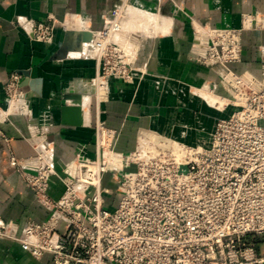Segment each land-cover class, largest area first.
<instances>
[{
  "label": "built area",
  "instance_id": "1",
  "mask_svg": "<svg viewBox=\"0 0 264 264\" xmlns=\"http://www.w3.org/2000/svg\"><path fill=\"white\" fill-rule=\"evenodd\" d=\"M117 18L114 9L111 19ZM242 30L243 26L206 31V53L198 62L214 70L219 67L218 81L233 108L216 119L205 148L172 145L147 132L138 135L132 151L118 153L113 147L117 132L98 120L94 156H87L81 144L74 170L64 178L54 166L49 125L36 122L26 108L32 81L12 71L2 87L5 106L0 105V123L12 115L28 118L33 160L18 158L12 138L2 131L0 137L9 164L50 213L45 220L27 221L22 227L0 219V237L19 243L36 259L49 255L51 264H264V85L248 87L231 68L241 61ZM108 32L106 22L94 34L106 37ZM28 33L48 41L52 25L39 22L30 25ZM261 52L264 75V47ZM96 54L101 77L130 78L132 65L114 41ZM216 86L212 84V89ZM34 126L37 131L32 132ZM104 150L118 155L119 166L108 164ZM105 174L120 191L113 208L105 206ZM53 176L65 186L57 199L48 193Z\"/></svg>",
  "mask_w": 264,
  "mask_h": 264
},
{
  "label": "crops",
  "instance_id": "2",
  "mask_svg": "<svg viewBox=\"0 0 264 264\" xmlns=\"http://www.w3.org/2000/svg\"><path fill=\"white\" fill-rule=\"evenodd\" d=\"M114 9L117 20L125 25L127 20H137L145 27L138 29L136 24L123 30L127 40L122 45L128 48L132 65L129 79L100 76L95 49L101 37L94 33L110 22ZM39 22L52 25L48 41H38L28 33V27ZM242 26L241 61L231 68L260 89L264 85V0H0V105L5 106L2 87L12 71L24 73L32 84L38 82V92L32 91L26 108L36 122L49 125L47 137L53 143L54 166L61 178L71 174L68 167L81 144L87 156H94L98 120L117 132L113 147L118 153L132 151L138 135L147 132L156 140L191 146L206 138L208 145L214 122L226 117L232 107L218 112L194 93L201 90L225 101L229 97L218 85L219 67L215 71L198 62L206 53L205 30ZM212 84H217L214 92ZM73 96L82 100L79 126L61 121V107L70 104ZM28 126V118L22 115L0 123V131L12 138L15 155L29 158L24 161L33 160L35 154L27 141ZM31 130L37 131L35 126ZM105 181L114 183L108 174L103 185ZM104 187L105 206L113 208L120 196L118 186L114 192ZM64 189L59 177H51L48 193L53 199ZM49 213L9 164L0 137V218L22 227L27 221L45 220ZM0 264H51V257L36 259L19 243L0 238Z\"/></svg>",
  "mask_w": 264,
  "mask_h": 264
},
{
  "label": "bare ground",
  "instance_id": "3",
  "mask_svg": "<svg viewBox=\"0 0 264 264\" xmlns=\"http://www.w3.org/2000/svg\"><path fill=\"white\" fill-rule=\"evenodd\" d=\"M123 9V8H122ZM118 12V11H117ZM115 22V23H114ZM135 22H138L137 20H135V21H131V20H127L126 21V24L127 25H125L124 23L125 22H121L120 20H117V19H115V20H112V19H110V22L108 23V27H109V32H108V34H107V36L106 37H101V40L99 41V48L100 47H102V46H104V45H107L108 43V41L109 40H111V39H118V38H122L123 39V41H122V39H121V41L122 42H120L121 44H126V40H127V36H124L123 35V30L127 27V26H130V28H136L137 26H138V29H142V24H138V23H135ZM139 22H143V21H139ZM145 23L147 24V21L145 20ZM145 23H143V24H145ZM137 24V26H135ZM143 28H145V27H143ZM206 31H208V32H211L210 30H209V27L205 30V33H206ZM206 35H207V33H206ZM137 37V36H136ZM118 40H116V42H117ZM115 42V43H116ZM119 47H121V49L126 53V55H128V48H126L125 46H120L119 44H118V42L116 43ZM80 49L81 48H79V50H78V52L80 51ZM76 52V51H75ZM211 91L212 92H214V89H212L211 88ZM38 92V82L36 81V82H33V94L35 95L36 93ZM194 93H196V95H198L199 97H201L202 99H203V101H204V104L208 107V108H213V109H216L218 112H222L223 111V107L222 106H224V99H221V98H219V97H216V96H214L213 94H210V93H205V92H202L201 90H194ZM21 97H24V94H22L21 95ZM21 97H19V98H17V100L19 101V100H21L22 98ZM228 98V102H227V104L228 105H230L232 108H233V106H232V100H231V98H230V96L229 97H227ZM17 100H15L16 102H17ZM14 102V101H13ZM15 102V103H16ZM206 121H204V124L206 125ZM211 136V135H210ZM205 140L206 141H202L201 143H198V144H196V145H194V146H192V147H197V148H205L207 145V139L205 138ZM169 141H171V144L172 145H178V144H181V145H189V144H185L184 142H182V141H176V140H174V141H172V140H169ZM193 141H195V138H194V140ZM206 143V144H205ZM203 144H205V145H203ZM189 146H191V145H189ZM174 148H179L178 146H176V147H174ZM102 156L105 158V160L108 162V164L110 165V164H113V163H115L117 166H119V162H118V155H115V154H110L109 152H107L106 150H104L102 153ZM68 169H69V171H73L74 170V163H73V161L69 164V167H68Z\"/></svg>",
  "mask_w": 264,
  "mask_h": 264
},
{
  "label": "water",
  "instance_id": "4",
  "mask_svg": "<svg viewBox=\"0 0 264 264\" xmlns=\"http://www.w3.org/2000/svg\"><path fill=\"white\" fill-rule=\"evenodd\" d=\"M68 39V36L67 38ZM65 52V51H64ZM65 56V55H63ZM62 56V57H63ZM24 81L23 84H26ZM81 97L73 96L71 103L68 105H63L61 107V121L63 124L79 126L82 123V113H81Z\"/></svg>",
  "mask_w": 264,
  "mask_h": 264
},
{
  "label": "rangeland",
  "instance_id": "5",
  "mask_svg": "<svg viewBox=\"0 0 264 264\" xmlns=\"http://www.w3.org/2000/svg\"><path fill=\"white\" fill-rule=\"evenodd\" d=\"M208 28V27H207ZM206 28V29H207ZM208 37V36H207ZM122 39V38H121ZM121 39L120 38H118V39H111L112 41H114V42H116V40H118L117 42H118V44L120 45V46H123L120 42H122L123 41V39H122V41H121ZM111 40H109L107 43H110V41ZM116 42V43H117ZM99 42H98V45H97V47H96V49H95V52L99 49ZM94 52V53H95ZM97 55V54H96ZM95 56V55H94ZM127 59L129 60V52H128V55H127ZM261 59L263 60V55H262V52H261ZM262 60H261V67H262ZM262 70V69H261ZM242 79V78H241ZM243 80V79H242ZM245 82V81H244ZM246 83V82H245ZM218 85H221L220 83H219V81H218ZM246 85L248 86V87H251L248 83H246ZM225 90V89H224ZM227 93V92H226ZM221 96V95H220ZM227 100L226 101H224V106H222L223 107V111H226V109H227V106H228V104H227ZM222 111V112H223ZM196 117L198 116V114H196L195 115ZM115 184H116V182H114ZM114 183H112L111 181H105V184L103 185V186H105L104 188H106L107 190H109V191H112V192H114V187H115V184ZM1 219V218H0ZM2 220V219H1ZM4 221V220H3ZM1 238V237H0ZM6 239V238H5ZM11 240V239H10ZM13 241V240H12Z\"/></svg>",
  "mask_w": 264,
  "mask_h": 264
}]
</instances>
